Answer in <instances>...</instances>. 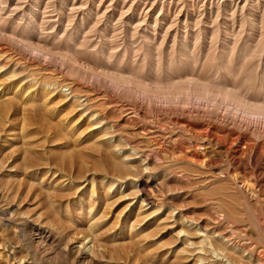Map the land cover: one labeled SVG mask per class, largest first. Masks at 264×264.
Returning <instances> with one entry per match:
<instances>
[{
	"label": "bare ground",
	"instance_id": "1",
	"mask_svg": "<svg viewBox=\"0 0 264 264\" xmlns=\"http://www.w3.org/2000/svg\"><path fill=\"white\" fill-rule=\"evenodd\" d=\"M203 1H206L207 3V0H189L187 1V7L185 6V2L183 0H171V3L169 4H159L156 0L152 1V4H150L148 0L144 3H136L133 0H124L122 3H119L115 0H112L111 3H108L107 0H102L101 2L98 1L100 4L98 3L99 5L97 7V10H99L101 6L104 7V5L108 3L109 5L105 7V9L108 12H114L117 10L120 16V21L124 22L129 29L128 35L125 39L122 37H118V35L104 36L106 43H110L112 46H116L118 48L124 45L126 47L125 54L121 59L117 60V64L115 66H112L110 63L107 65L97 66L96 64L98 63L89 62L88 60L80 58L78 54H76L77 51L75 50V52L74 48H70L68 45H49V41L43 40L29 41V39L27 40L21 38V36L16 34V30L9 31L3 25L0 26V37L2 39L8 38V40L16 42L31 50V54H29V56L25 58L24 64L26 65V68L28 70L27 73H30L29 77L35 79L33 83H30V86L28 85V88L23 89L24 91L19 92V90H16V92H11V89L8 90L4 86L5 84H3L1 79L9 75H12L13 78H19V75L22 73L17 74L15 70L4 72L2 71V68H0V129L1 131L2 129H5L7 133V129L13 128L14 125H16L14 122L19 118H21L23 121V124H20L21 129H27L26 131H28L30 127L37 125L36 123H38V125L41 124L40 127H42L41 131L39 130V128L38 130L36 129L37 131L33 129L35 132L32 130L34 141L26 140L23 145L21 144L22 148H20L19 151L22 152L24 158L26 156H30V158L35 159L39 162L38 164H34L33 162L26 161L24 166L22 165L23 168L21 170L23 179H20H22V182L18 181L19 177L14 175L12 180H10L7 186L4 187V202L6 203V209L4 211L5 217L10 216V219H13L15 213L19 215L23 214L24 216L26 214L31 217V220L40 223L41 226L38 225V235H42V228H45L49 230L50 233L53 232L55 235L63 238L62 240L67 241L68 243L71 239L77 241L76 238H74V235H77L80 228H85V230L88 231V235L82 236L83 243L81 242L82 244L78 247V245H75L74 242V245H71L70 248H68L71 251H76L75 253L77 254V256L76 254L75 256L77 258L75 262L73 261L74 264H98L97 262L99 253H104L108 248H113V251H116V254L112 255L111 258L109 257L110 261L106 263L101 262V264H264V248L257 247V245V248H253L252 245L250 246L249 244V246L252 248L251 250H249L250 248L248 249V247L245 246L240 252L238 249L241 246H235L236 243H233V236L236 230L234 231L232 229L231 232H227L228 230L226 229L220 230L217 222L218 220L212 218L210 219L208 217L209 215L207 216L206 214L208 213L207 211L205 213L209 218L207 220L198 219L197 221H195L197 219V217H195L194 220L185 223L183 226L181 225L180 221L179 225L182 227V229L178 225L181 230H179V232L177 233V239L179 240V246L182 249L178 248L179 246L177 245L173 246L174 243L171 240H165L164 234L171 225L170 223L172 222L171 219L173 215L171 216L167 212L168 215L165 214L166 216L164 217V214L161 211L162 207L159 206L160 204L158 202L161 197L158 198L154 194V190L153 194L155 196L152 195L153 188L151 187L152 184L150 178L148 180H145V174H148V171L150 169L148 168L150 166H148V164H145L142 160L143 157L147 156L146 152L141 150L142 147L139 148L137 146H134V144H132V146L129 143H127L123 148H119L118 146H115L113 144L114 139L119 138V136L117 135V137L113 138L107 132H105V127L111 125L110 129H119V132L120 129H122V132L125 134L126 139L128 140V137H134L137 133L140 132V130L147 129L146 124L145 126L144 124H139V119H146L148 114H154L158 119L168 121L173 126V128L176 127L182 130L189 129L190 131H186V134H191L190 132H197V130H200V133L198 134L199 136H197L196 133L194 134L195 137H197L195 140L191 138L187 139V136L185 138V135H182L180 133L177 134L176 132L170 133L169 135L163 137L162 135L158 136V134L157 136L160 139V143H157L154 149L150 148L152 149V156L155 162L164 159L166 160L165 162L167 165H170L171 163L180 165L188 163L197 167L198 170L199 168H206V174L204 176L207 182H213L216 180L218 181L222 178L234 180L236 176L234 177L233 174L237 173L238 175V173H245V158L248 160L247 163H249V165H255L257 167L260 156H264V70L261 73L252 72L251 75H246L244 64L246 60L243 62V60L245 59L243 58L242 60L239 59V62L236 65H233L232 63L224 64L223 72L217 70V72H215L213 75H208V71H205V61H202L201 63L200 61H198L199 57L204 54V60H210V58L216 59L218 58V56H224L226 58L228 56L227 54H230V56L227 58H229V60L232 62L235 59L234 55L236 53V49L242 42V37L246 35V31L240 30L237 32L234 30L235 27H233V30L227 29L228 31H226L225 38L221 41L219 40V38L218 40L220 41V44L217 46L212 43V37L207 36L208 34L203 31L205 34L203 36H205V38L209 37L210 42L208 41L209 44L207 43L205 45L202 50L205 52L201 55V49L199 48V37H203H201L199 33H193V31L179 33V28H184V26L188 25V18L195 16L196 14L199 15V11H201V9L205 6V4L203 5L202 3ZM208 1H210V6L215 5L218 7V13H220V8L223 9L221 5H227L231 7L235 5L236 9L241 8L242 11L245 10L246 6V4L242 6V0H226L228 2L225 4H221L222 0ZM252 1L253 0H251V2ZM0 4H4V2L1 1ZM84 4L86 7L88 6L92 10L97 5L96 0H84ZM44 7L46 6L44 5ZM256 8L257 7H255V9ZM32 9L29 11L27 17H29L30 19L41 17L43 20L48 21H44L47 24L51 23L50 20H53L58 16L53 15L54 11H43V8H41L39 2H35L34 8ZM60 12L62 13V11ZM157 13H159V16L157 15V17H155ZM247 14L249 13L247 12ZM80 15L82 16V14ZM184 16L185 21L183 22ZM249 16L251 27H249L250 30L247 32V37L249 40H254V42H261L264 39V14H261V16H259V12L256 9V11H253L252 14H249ZM73 17L75 16L73 15ZM241 17L243 18V15ZM65 18L67 20V16ZM233 21H235V19ZM0 22H3L4 24H15L14 22L12 23L7 19H0ZM217 23H219L218 20L215 24ZM226 24L227 23H225V25ZM235 24H237V22H235ZM235 24H233V26ZM207 25L208 24H206V26ZM173 30L176 31L175 34L172 33ZM77 32L80 36H83V38L90 37L89 33L83 34L84 32ZM66 33L67 28L63 30L62 36H64ZM215 34L217 35L218 33ZM74 46L79 45L76 44ZM128 48H131L133 52H131L130 56L128 54ZM141 52H143V54H141ZM166 52L168 53L166 56L167 58H169L166 67L164 69H159L157 71V74L155 75V72H152V68L150 66L151 70L146 74L144 71V64L146 63V60L149 58L152 63L154 61H163ZM1 53H3V55L0 57H4L5 59L11 58V56L4 51ZM176 54L178 55L177 58L175 57ZM116 55L112 56L111 58L113 59V57H116ZM188 56L192 58L191 63L193 64V66L190 65V60H187ZM47 59H55L60 61L61 67L59 68V70H68L70 73L75 74L77 77H79L81 81H83V83L78 81L73 82L71 80H69L71 82H69L68 80H60L52 85L49 84V82H44L45 80L43 82L39 79L37 80L36 76H41L42 71L44 70V65L42 64V62L37 63V61L43 60V63L46 64ZM175 59H177L176 65H174L175 63L173 62ZM109 61L111 62V60ZM163 72L166 73V78L161 77V74ZM20 77H23V75H20ZM257 79L259 82L257 81ZM23 81H21V83ZM94 84H96L97 86L100 84L103 86L111 85L112 87L118 89L117 91L119 94L125 96L131 94H140V96L143 95L147 97L148 101L146 100L147 102L145 106L140 103L141 105H136L135 108L131 107L132 109L130 110H124L123 106H117L118 103L115 102L114 99L116 98L114 96L110 97V94L106 99L107 93L103 92V90H101L100 88L94 87ZM64 87L68 88L66 90H68L69 94H65L63 90ZM184 94H187L188 97L197 102H206L210 106H208L204 110L200 109L193 111L181 109L177 111L176 107H173V105L177 104V100H180V97ZM99 100H102L103 102L107 101L106 106L113 110H119L118 108L120 107V111H124V114L120 112L121 115H119V117L117 118L115 117V114L114 116L111 114V118H113L114 120L116 119V121L110 122L109 124L107 119H110V116L109 118H106L105 115L94 105V103ZM143 100L144 99H142V101L140 102H144ZM222 106L233 108L234 110L240 112L242 115L232 118L221 115L218 110H221ZM61 108H64V110L62 109L63 111H61ZM65 110H67V114L64 115L63 112L66 113ZM21 119H19L18 122L21 123ZM161 123L162 122H160L159 124ZM159 124L157 125V127L159 126ZM44 127H46V129H43ZM19 128L20 127L18 126V129ZM154 128H152L153 132L157 130L156 129L154 131ZM161 128L162 127H160V129ZM166 130L168 131V129ZM28 134L31 133L28 132ZM149 135L147 134L146 136ZM29 136H27V138ZM22 139L25 140V138ZM121 139L119 138L118 140ZM5 142L7 143V140ZM22 142L23 141H21V143ZM59 142H64L63 145L61 144V147L63 149H73V155H75L74 159H77L76 161H71L69 165L66 163V165H68V168L66 169H64V167L63 169H59L58 165L51 166L50 163L41 162L40 152H42V154L43 152L45 153V151L47 150L46 145L56 144ZM12 147H14V145ZM6 148H8V146ZM168 150L170 151L168 152ZM55 151H57V149ZM14 153H17V155L19 156L20 152L18 153V151L15 150ZM46 154L48 156L49 152ZM162 154L164 155L162 156ZM214 154L218 155V158L222 157L225 159L227 169L219 167L220 169L214 171V167L216 165L213 162L215 160H213ZM98 157H100V159ZM16 158L18 159V157ZM16 158L14 159L16 160ZM47 159H49V157H47ZM18 161H22V157L21 160L19 158ZM138 164L142 167H138ZM155 165L153 167L156 168ZM0 166L2 169L3 166L1 164ZM193 166L192 168H195ZM253 166L252 168L254 169L255 166ZM174 167H176V165ZM11 169L13 170L14 167H12ZM152 169H150V171H152ZM254 170H257V168ZM256 172H253L252 175H255L254 173ZM172 173L173 175L170 173L171 177H174L175 174V176L177 175L176 177L183 178L184 169H179V171L175 172L172 171ZM194 174L196 173H193V175ZM257 174L258 173H256V175ZM194 176L191 177L195 179ZM164 178L166 179V177ZM6 179L3 180L5 181ZM252 180L250 181V183H248L250 184L247 187L248 193L245 190L244 193L249 194L250 197L253 196L254 199L256 197H259V195L261 194L262 198V184L258 179L253 181ZM159 181L162 182V180ZM228 184L230 185V183ZM165 185L166 184H164V188ZM166 193L167 192H165V194ZM167 197H169V195H167ZM183 198H186L185 193ZM165 201L166 200H164V202ZM171 201L169 200V202ZM190 204V207L192 208L194 204ZM230 205L232 206V204ZM238 207H240V205ZM233 216L237 217L236 215ZM180 217L182 218V216ZM173 218L176 217L174 216ZM169 219L171 220V222H169ZM229 224L230 223H228V225ZM262 224H264V222ZM1 228L3 229L0 230V232H2L0 233V264H56L60 260H45L44 257H47L46 255L43 257V259L40 255L39 258L41 259L38 262H35L34 259L29 258H27L29 260H26L24 257L19 256V251H16L19 243L16 248L9 246L11 249L8 247V244L10 243L9 241V243L7 242V246L5 245V227L3 226ZM229 230H231V228H229ZM237 233L238 232H236L235 234ZM242 234L244 235V233ZM79 241L82 240L79 239ZM77 242L76 244L79 243ZM40 244L41 243H39V245ZM59 244L60 243H58V245ZM54 247L56 250V246ZM51 250L53 249L51 248ZM64 252H67V250ZM62 255L64 256V254ZM61 257L62 256H60L59 258ZM102 257L104 258V256ZM104 259L106 260V258ZM62 260L64 261V258ZM72 260L70 259L69 261L71 262Z\"/></svg>",
	"mask_w": 264,
	"mask_h": 264
},
{
	"label": "rangeland",
	"instance_id": "2",
	"mask_svg": "<svg viewBox=\"0 0 264 264\" xmlns=\"http://www.w3.org/2000/svg\"><path fill=\"white\" fill-rule=\"evenodd\" d=\"M1 1L4 2V4H0V19H7L8 21L10 22H14L15 24H4L3 22H0V26H4L5 28H7V30L9 31H13V30H16V34H18L19 36H21V38H24V39H29V41H39V40H43V41H49V45H55V44H62V45H68L70 48H74V51L76 52V54H78V56L82 59H85V60H88L89 62H94V63H98L96 64L97 66H101V65H107V64H111L112 66H115L117 63V60L121 59L123 57V55L125 54V50H126V47L125 45L124 46H121V47H116V46H112L110 43H106L105 39H104V36L106 35H118V37H122V38H126L127 35H128V27L126 26V24L124 22H121L120 21V16L116 11L114 12H111V11H107L105 9V7H107L109 4L108 3H111L112 0H107L108 3H106L103 6L100 7L99 10H97V7L98 5L100 4L99 2H101L102 0H96V7L92 10L90 7H86L85 4H84V0H0V3ZM28 1V2H27ZM51 1V2H50ZM66 3H64V2ZM99 1V2H98ZM110 1V2H109ZM115 1H118L119 3H122L124 0H115ZM132 1V0H131ZM135 1L136 3H144L145 1L147 0H133ZM142 1V2H141ZM150 2V4H152V1H155V0H148ZM157 3L161 4V3H171V0H156ZM163 1V2H162ZM169 1V2H168ZM185 2V6L187 7L188 6V2L189 0H183ZM230 1V0H229ZM253 0L251 2V0H242V6L244 4H246L245 6V10L242 11L241 8L240 9H236V6L233 5L232 7L231 6H227V5H221V7L223 9L220 8V13H218V7L215 6H210V1L207 0V3L206 1H203V5L205 4V6L201 9V11H199V15L196 14L195 16H192L190 18H188V25L187 26H184V28L180 27L179 28V33L180 32H191L193 31V33H199L201 37L203 38H200V44H199V48L201 49V55L205 52V51H202L203 48L205 47V45L208 43L209 44V37H212L211 40L213 44H215V46L219 45L220 44V41L222 39L225 38V35H226V31L228 30H233V27H235V31H240V30H245L246 31V35L242 37V42L239 44L238 48L236 49V53H235V59L231 62L229 60V57L230 54H227L228 56L225 58L224 56H221L216 59H211L210 60H204V54L202 56L199 57V60L201 63L202 61H205V71H208V75H213L215 72H217V70L223 72V67H224V64H229V63H232L233 65H236L238 62H239V59H243V62L245 61V69H246V75H251V73H261L263 72L264 70V39L261 41V42H257L254 40H249L247 35H248V31L250 30L249 27H251V21L249 20L250 16L249 14H252L253 11H256V9L258 10L259 12V16H261V14H264V0ZM13 2V3H12ZM35 2H39L40 5H41V8H43L42 10L44 11H48V12H52L54 11L53 15L54 16H57L55 17V19L53 20H50V22L52 23H46L48 22L47 20H43L41 17H36V18H33V19H30L28 16L29 14V11L34 8V3ZM80 2V3H79ZM205 2V3H204ZM228 1L226 0H222L221 4H225L227 3ZM26 3V4H25ZM99 3V4H98ZM263 3V4H262ZM21 4V5H19ZM24 4V5H23ZM52 4V5H51ZM54 4V5H53ZM62 4V5H61ZM80 4V5H79ZM84 4V5H83ZM252 4V5H251ZM256 4V6H255ZM32 5V6H31ZM44 5L47 7H44ZM48 5V6H47ZM69 5V6H68ZM76 5V6H75ZM263 5V6H262ZM11 6V7H10ZM54 6V8H53ZM227 6V7H226ZM235 6V7H234ZM257 7L255 9V7ZM262 6V7H261ZM26 7V8H25ZM50 7V8H49ZM57 7H58V10H57ZM85 7V8H84ZM247 7V8H246ZM4 8V9H3ZM45 8V9H44ZM49 8V9H48ZM53 8V9H52ZM70 8V9H69ZM7 9V10H6ZM48 9V10H46ZM60 9V10H59ZM261 9V10H260ZM16 10V11H15ZM33 10V9H32ZM86 10V11H85ZM225 10V11H224ZM230 10V11H229ZM253 10V11H251ZM3 11V12H2ZM14 13H13V12ZM62 11V13L60 12ZM81 11V12H80ZM98 11V12H97ZM204 11V12H203ZM223 11V12H222ZM246 11V12H245ZM250 11V12H249ZM28 12V13H27ZM213 12V13H212ZM239 12V13H238ZM244 12V14H243ZM247 12L249 14H247ZM261 12V13H260ZM20 13V14H18ZM79 13V14H78ZM95 13V14H94ZM100 13V14H99ZM64 14V15H62ZM66 14V15H65ZM68 14V15H67ZM75 17H73V15ZM82 14V16L80 15ZM85 14V15H83ZM90 16H89V15ZM205 14V16H204ZM247 16H246V15ZM5 15V16H4ZM15 15V16H14ZM19 15V16H18ZM49 15H52V14H49ZM97 15V16H96ZM157 15L159 16V13H157L155 15V17H157ZM201 15V16H200ZM226 15V16H225ZM243 15V18L241 17ZM48 16V15H47ZM67 16V20H66V17ZM114 16V17H113ZM198 16V17H197ZM249 16V17H248ZM28 19H27V18ZM70 17V18H69ZM84 17V18H83ZM96 17V18H95ZM107 17V18H106ZM110 17V18H109ZM195 17V18H194ZM206 17V19H205ZM228 17V18H227ZM231 17V18H230ZM70 20H69V19ZM73 18V20H72ZM81 18V19H80ZM87 18V19H86ZM114 18V19H113ZM198 18V19H197ZM212 20H211V19ZM240 18V19H239ZM12 19V20H11ZM21 19V20H20ZM26 19V20H25ZM63 19V20H62ZM111 19V20H109ZM191 19V20H190ZM230 20V21H227V20ZM235 19V21H233ZM239 19V20H238ZM17 20V21H16ZM40 20V21H39ZM79 20V21H78ZM84 20V21H83ZM87 20V21H86ZM208 20V21H207ZM217 24H215L216 22ZM238 20V21H236ZM46 21V22H44ZM54 21V22H53ZM103 21V23H102ZM185 21V16L183 18V22ZM210 21V22H209ZM212 21V22H211ZM225 21V22H224ZM38 22V23H37ZM44 22V23H43ZM62 22V23H61ZM67 22V23H66ZM70 22V23H69ZM107 22V23H106ZM206 22V23H204ZM222 22V23H220ZM235 22H237V24H235ZM30 23V24H29ZM40 23V24H39ZM81 23V24H79ZM106 23V24H105ZM225 23H227L226 26ZM121 24V25H120ZM206 24H208L206 26ZM222 24V25H221ZM232 26H230V25ZM233 24H235L233 26ZM58 25V26H57ZM84 25V26H83ZM114 25V26H113ZM210 25V26H209ZM21 26V27H20ZM23 26V27H22ZM47 26V27H46ZM66 26V27H65ZM76 26V27H74ZM103 26V27H102ZM107 26V27H106ZM223 26V27H221ZM54 27V28H53ZM64 27V28H63ZM79 27V28H77ZM116 27V28H115ZM123 27V28H121ZM125 27V28H124ZM161 27V25H160ZM194 27V28H192ZM200 27V28H198ZM207 27V28H206ZM216 27V28H215ZM230 27V28H229ZM67 28V33L62 36V33H63V30ZM121 28V29H120ZM211 28V29H210ZM232 28V29H231ZM69 29V30H68ZM90 29V30H89ZM118 29V30H117ZM177 29V28H176ZM175 29V30H176ZM228 29V30H227ZM247 29V30H246ZM47 30V31H46ZM96 32H95V31ZM102 30V31H101ZM111 30V31H110ZM115 30V31H114ZM127 30V31H126ZM173 30V34L176 33V31ZM201 30V31H200ZM207 30V31H206ZM223 30V31H222ZM28 31V32H27ZM79 31L80 33H83V34H87L89 33V36L88 38H83V36H80L78 34ZM103 31H106V32H103ZM114 31V32H113ZM126 31V32H124ZM205 31L209 36L208 38H205V35L204 32ZM74 32V33H73ZM94 32V33H93ZM111 32V34H110ZM213 32V33H212ZM35 33V34H34ZM60 33V34H59ZM93 33V34H92ZM104 33V34H103ZM126 33V34H125ZM149 33V32H148ZM203 33V34H202ZM215 33H218L217 35ZM49 34V35H48ZM121 34V35H119ZM28 35V36H26ZM31 35V36H30ZM48 35V36H47ZM93 35V36H92ZM214 36V37H213ZM221 36V37H220ZM223 36V37H222ZM160 37V35H159ZM246 37V38H245ZM32 38V39H31ZM220 38V39H219ZM75 39V40H74ZM99 39V41H98ZM207 39V40H206ZM220 41H219V40ZM98 42H97V41ZM205 41V42H204ZM209 41V42H208ZM247 41V42H246ZM249 41H252V42H249ZM2 42V43H1ZM103 42V43H101ZM202 42V43H201ZM78 44L79 46H74ZM4 45V46H3ZM110 45V46H109ZM3 46V47H2ZM252 46V47H251ZM110 47V48H109ZM6 48V49H5ZM108 49V50H107ZM110 49V50H109ZM131 48H128V54L130 56L131 52H132V49L130 50ZM255 49V50H254ZM6 50V51H5ZM10 50V51H9ZM121 50V51H120ZM5 52L7 53L8 55L11 56V58H8V59H5L4 57H0V68H2V71L4 72H7V71H13L15 70V72H17V74L19 73H22L20 75H23V77H20L19 75V78H13L12 75H9L7 77H4L2 78V82L3 84H5L4 86L10 90L11 92H16V90H19V92H22L24 91L23 89H26L28 88V85L30 86V83H33L34 82V78L32 79L30 76V73L28 72L27 73V68H26V65L24 64V60L26 57L29 56V54H31V50L30 49H27L25 48L24 46L16 43V42H13L11 40H8V38H1L0 37V56L3 55V53L1 52ZM30 51V52H29ZM110 51V52H108ZM238 51V52H237ZM169 52V51H167ZM165 53V58L163 59V61H158V62H153L148 58L146 60V63L144 64V67H145V73L147 74L151 69H150V66L152 68V72H155V75L157 74V71L159 69H164L167 65V61L169 58H167V54L168 53ZM12 53V54H11ZM22 53V54H21ZM133 53V52H132ZM250 53V54H249ZM14 54V55H13ZM24 54V56H23ZM117 54V55H116ZM141 54H143V52H141ZM17 55V56H16ZM27 55V56H26ZM116 55V57H113V59L111 58L112 56ZM256 56V57H255ZM176 58L178 57V55L176 54L175 56ZM173 57V58H175ZM247 57V58H246ZM19 58V59H17ZM130 58V57H129ZM11 59V60H10ZM42 59H45V58H42ZM225 59V60H224ZM111 60V62L109 61ZM187 60H190L187 61L190 63L191 66H193V64L191 63L192 61V58H190L188 56V59ZM222 60V61H221ZM4 61V62H3ZM23 62V63H22ZM42 62V64L44 65V70L42 71V75L41 76H36V79L40 80V81H44L46 83L49 82V84H52L54 85L56 82L58 81H62V80H71V81H78V82H81L83 83V81H81V79L79 77H77L75 74H72L70 73L68 70H59V68L61 67V64H60V61L58 60H49L47 59V63L44 64L43 63V60H38L37 63H40ZM50 62V63H49ZM59 62V63H58ZM174 65H176L177 63V59H175L173 61ZM15 63V64H13ZM21 65H20V64ZM151 63V64H150ZM2 64V65H1ZM47 65V66H46ZM60 65V66H59ZM10 66V67H9ZM21 66V67H20ZM189 66V67H191ZM93 67V66H92ZM7 68V69H6ZM19 68V69H18ZM18 69V70H17ZM54 69V70H53ZM21 70V71H20ZM100 70V69H99ZM248 70V71H247ZM20 71V72H19ZM48 71V72H47ZM54 71V72H53ZM196 71V70H195ZM198 71V70H197ZM51 73V74H49ZM197 73V72H196ZM26 74V75H25ZM47 75V76H46ZM50 75V76H49ZM60 75V76H59ZM162 78H166L167 75L166 73H162L161 74ZM12 76V77H11ZM57 76H58V79H57ZM25 77V79H24ZM12 78V79H11ZM21 78V80H20ZM48 78V79H47ZM61 78V79H60ZM24 79V81H23ZM33 80V81H32ZM80 80V81H79ZM8 81V82H7ZM10 81V82H9ZM12 81V83H11ZM21 81H23L21 83ZM30 81V82H29ZM32 81V82H31ZM69 81V82H71ZM258 81V79H257ZM259 82V81H258ZM19 83V84H18ZM29 83V84H27ZM257 83V82H256ZM13 85V86H12ZM16 85V86H15ZM19 88H18V87ZM21 86V88H20ZM94 87L96 88H100L101 90H103V92H106L107 93V97L106 99L109 97H112L114 96L116 99L115 102H117V106H123V109L124 110H130L132 109L131 107L135 108V106H139V105H146V102L148 101V98L141 95L140 94H134V95H122V94H119L118 93V89L117 88H114L112 87L111 85H107V86H103V85H96L94 84L93 85ZM11 87V88H10ZM22 87H25V88H22ZM110 87V88H109ZM17 88V89H16ZM68 88H63L65 94H69L68 90H66ZM115 92H114V91ZM67 91V92H66ZM109 92V93H108ZM119 96V97H118ZM122 97V98H121ZM138 98V99H137ZM140 98V99H139ZM142 99H144L143 101L144 102H140L142 101ZM110 100V99H108ZM147 100V101H146ZM125 102V103H124ZM131 102V103H130ZM121 103V104H120ZM141 103V104H140ZM177 104H174L173 107H176L177 111L179 110H193V111H196V110H204L205 108H207L208 105L206 102H202V101H195L193 100L192 98L188 97L187 94H184L180 97V100H177L176 102ZM107 104V101H102V100H99V101H96V103H94L95 107L97 109H99L104 115L106 118H109L110 116V119H107V121L109 122H114L116 121V119L114 120L112 117V115L114 116L115 114V117H119L120 112H122V114H124V111H120L121 108L119 107L118 109L119 110H113L111 108H108L106 106ZM123 104V105H122ZM127 105V106H126ZM130 105V106H129ZM203 106V107H202ZM206 106V107H205ZM104 107V109H103ZM126 109H125V108ZM128 107V108H127ZM201 107V108H200ZM188 108V109H187ZM64 108H61V111H63ZM111 109V110H110ZM105 110V111H104ZM64 115L67 114V110H65ZM218 112L221 114V115H224L226 117H238V116H241L242 114L236 110H234L233 108H230V107H223L221 108V110H218ZM112 114V115H111ZM107 115V116H106ZM154 114H148V116L146 117V119H139V124H146V127L147 129H142L140 130L138 134V137H137V134L134 136V137H128L129 139L127 140L126 139V136L125 134L122 132L123 130L120 129V132L118 131L119 129H110L111 125L110 126H106L105 127V132H107L110 136H112L113 138L114 137H117V135L119 136V138H123L121 140H118L119 138L117 139H114V145L115 146H118L119 148H123L124 146H126L127 143L129 144H134V146H137L139 148H141L142 151L146 152V155L145 157L142 158V160L144 161L145 164H148V168L152 169V171H150L149 169V173L148 174H145L146 178L145 180H148L150 178V181H151V184H152V195H156L158 198L161 197V199H159V206L162 207L161 211L163 212L164 214V217L166 215H168V213L172 216V223L171 220L169 222H171L168 230L166 231V233L164 234V238L165 240H168V241H172L174 244L173 246L177 245L179 246V240L177 239V233L179 232V230L182 229V227L179 225L180 224V221H181V225L183 226L185 223L191 221V220H194L195 217H197V219L195 221H197L198 219L200 220H204V219H216L218 220V226L220 228V230H228L227 232H231L232 229L236 232H238L237 234L234 233V236H233V240L234 242L233 243H236L235 246H238L240 247L238 250L241 252L243 249V247L247 246L249 250H251L252 248L250 247L252 245V247L254 248H257V247H261V248H264V224H262L264 221V156H260V158L263 160H261L259 158V165L257 163V167L253 166V165H249L248 160L245 158L244 160V165L246 166V171L245 173H235L233 174V176L236 178H234V180H231V179H228V178H222L221 180H216V181H213V182H207L206 178H205V174H206V168H198L193 166V165H190L188 163H184V164H174V163H171L169 166L166 164V160L162 159L161 161H157L155 162V160L153 159V156H152V149H154L156 147V144L157 143H160V139L158 138V136L162 135L163 136H167L169 135L170 133H177V134H182V135H185L184 137L186 138L187 136V139H193L195 140L197 137H195V133L197 136H199L198 134L200 133V130L197 132L196 131H193V132H190L191 134H186L185 132L188 131L189 129H179V128H176L168 122V121H164V120H161V119H158L155 115L153 116ZM114 117V118H115ZM151 118V119H149ZM153 118V120H152ZM156 118V119H155ZM21 119V118H19ZM16 120L14 123L17 125H14L13 128H10V129H7V133H6V130L5 129H0V164L3 166L2 169H1V166H0V173L1 174H4V175H1L0 174V228L1 227H5V232H4V235H5V238H6V243L5 245L7 246L8 244V247H13V248H16V246H18V243H19V246L18 248H16V251H19L18 254L19 256L21 257H24L26 260H29V259H34L35 262H38L40 261L41 257L43 259V257L46 255L47 257H44L45 260H50V259H55V260H59L58 263L56 264H74L75 260H76V256L77 254L75 253L76 251H71L70 249V246L71 245H74V242H75V245H81L83 243V237L82 236H85V235H88V231L85 230V228H80V230L78 231L77 235H74L76 238L77 241H75L74 239H71L70 242L68 243L67 241H64L62 240L63 238L61 237H58L57 235H55L53 232L50 233L49 230L45 229V228H42V235H38L37 231L39 229L38 225H40V223H37V221H34V220H31V217L26 215L25 216L22 214V215H19L17 213H15L13 219L11 218L10 219V216H4V211L6 209V203L4 202V187L7 186V184L9 183L10 180H12L13 176L16 175L18 178V181L22 182L21 180L23 179V175L21 173V170L25 164V162H33L34 164H38L39 161H36L35 159H32L30 158V156H26L24 158V155L22 154L21 151H19L20 148H22V145L23 143L27 140V141H34L33 139V131L34 130H39L41 131L42 130V127L41 124L38 125V123H36L37 125L33 126V127H30V129H28V131H26L27 129H21V125L23 124V121L22 119L19 121ZM242 119V118H241ZM144 120V121H143ZM150 120V121H149ZM161 120V121H160ZM244 120V119H243ZM245 121V120H244ZM152 122V123H151ZM154 122V123H153ZM160 122H162L161 124H159ZM19 123V125H18ZM151 123V124H150ZM169 123V125H168ZM21 124V125H20ZM153 124V125H152ZM159 124L160 127H162L160 129V127L157 125ZM163 124V125H162ZM165 124V125H164ZM167 124V125H166ZM152 125V126H151ZM18 126L20 127L18 129ZM45 126V125H44ZM169 126V127H168ZM16 127V129H15ZM113 127V126H112ZM149 127V128H148ZM156 127V128H154ZM165 127V128H164ZM32 128V129H31ZM108 128V129H107ZM154 128V131L153 132V129ZM170 128V129H169ZM34 129V130H33ZM43 129H46V127H44ZM168 129V131L166 130ZM173 129V130H172ZM4 130V131H3ZM9 130V131H8ZM33 130V131H32ZM36 130V131H37ZM145 130V131H144ZM151 132H150V131ZM176 130V131H175ZM179 130V131H178ZM182 130V131H181ZM185 130V131H184ZM31 131V132H30ZM118 131V132H117ZM149 131V132H148ZM164 131V132H163ZM166 131V132H165ZM173 131V132H172ZM184 131V132H183ZM190 131V130H189ZM188 131V132H189ZM192 131V130H191ZM5 132V133H4ZM27 132V133H26ZM31 133V134H28ZM35 132V131H34ZM110 132V133H109ZM144 134H143V133ZM168 132V133H167ZM184 134H183V133ZM3 133H4V137H3ZM26 133V134H25ZM112 133V134H111ZM142 135H141V134ZM157 133V134H156ZM162 133V134H161ZM193 133V135H192ZM2 134V135H1ZM25 134V135H24ZM149 135V136H146V135ZM159 134V135H158ZM31 137H30V136ZM140 135V136H139ZM154 135V136H153ZM157 137H156V136ZM192 135V136H191ZM6 136V137H5ZM24 136V137H23ZM27 136H29L27 138ZM154 138H153V137ZM190 136V137H189ZM195 138H194V137ZM9 137V138H8ZM25 138V140H23L22 138ZM143 137V138H142ZM3 138V139H2ZM141 139V140H140ZM146 142H145V140ZM159 139V140H158ZM7 140V143L5 142ZM12 142H11V141ZM143 140V141H142ZM4 141V142H3ZM21 141H23L21 143ZM118 141V142H117ZM142 141V142H141ZM152 141V142H151ZM116 142V143H115ZM151 142V143H150ZM5 143V144H4ZM12 143V144H11ZM64 142H59V143H56V144H49V145H46V151L45 153L43 152H40L41 153V162L43 163H50L51 166H56L58 165V168L59 169H66L68 168V165L71 161H76L77 159H74L75 155L74 154V151L73 149H63L61 147V144L63 145ZM2 144V145H1ZM22 144V145H21ZM149 144V145H148ZM6 145V146H5ZM14 145V147H12ZM16 145V146H15ZM53 145V146H51ZM56 145V146H55ZM8 146V148H6ZM49 146V147H48ZM59 146V147H58ZM133 146V145H132ZM152 146V147H150ZM53 150H49V149ZM152 148V149H150ZM6 149V150H5ZM18 149V150H17ZM57 149V151H60V152H57L55 151ZM2 150V151H1ZM18 151L19 153V156L17 155V153H14V151ZM65 150V151H64ZM150 151V152H147V151ZM43 151V150H41ZM170 150H168L169 152ZM48 156L46 153H48ZM53 152V154H52ZM2 153V154H1ZM14 153V154H13ZM150 155H148V154ZM3 155V156H2ZM7 155V156H6ZM16 155V156H15ZM23 155V156H22ZM164 154H162L163 156ZM214 154L213 156V162L215 165L214 167V171H217L218 169L220 168H224V169H227V164H226V161L224 158L222 157H219L218 158V155ZM13 156V157H12ZM44 156V158H43ZM52 156V157H51ZM65 156V157H64ZM99 156V155H98ZM151 156V157H150ZM18 157V159L16 158ZM21 157H22V161H18L19 158L21 160ZM47 157H49V159H47ZM148 157V158H147ZM13 158V159H12ZM16 158V160L14 159ZM27 158V159H26ZM66 158V159H65ZM100 159V157H98ZM217 158V160H216ZM46 159V160H45ZM52 159V160H51ZM44 160V161H43ZM148 160V162H147ZM154 160V161H153ZM47 161V162H45ZM50 161V162H49ZM223 161V163H222ZM17 162V163H16ZM23 162V163H22ZM225 162V164H224ZM246 162V163H245ZM262 162V163H261ZM16 163V164H15ZM53 163V164H52ZM66 163L68 165H66ZM153 163V165H152ZM219 163V164H218ZM150 164V165H149ZM156 164V165H155ZM186 164V165H185ZM8 165V166H7ZM14 165V166H13ZM23 165V166H22ZM62 165V166H61ZM65 165V166H64ZM137 165V164H136ZM156 166L153 167V166ZM176 165V167H174ZM179 165V166H178ZM189 165V166H187ZM219 165V166H218ZM222 165V166H221ZM226 165V166H225ZM165 166V167H164ZM195 167V168H192ZM252 166L254 167V169L257 168V170H254L252 168ZM259 166V167H258ZM14 167V169L12 170L11 168ZM138 167H142L141 165L138 164ZM170 167V168H169ZM172 167V168H171ZM182 167V168H181ZM220 167V168H219ZM251 167V168H249ZM16 168V169H15ZM159 168V169H158ZM178 168V169H177ZM247 168H248V171H247ZM141 169V168H140ZM180 170H183L184 169V176L183 178L182 177H176L175 174H174V177H171V174L173 175L172 171L175 172V171H179ZM194 169V170H193ZM251 169V170H250ZM155 172H154V171ZM158 170V171H157ZM208 170V168H207ZM4 171V172H2ZM160 171V172H159ZM162 171V172H161ZM257 171V172H256ZM259 171V172H258ZM263 171V172H262ZM253 172H256L258 173L256 175V173H254L255 175H252ZM21 173V174H20ZM154 173V174H153ZM164 173V174H163ZM171 173V174H170ZM190 173V174H188ZM193 173H196L193 175ZM7 174V176H6ZM19 174V176H18ZM153 174V175H152ZM168 174V175H167ZM187 174V175H185ZM246 174V175H245ZM247 174H250V175H247ZM261 174V175H260ZM158 175V176H157ZM190 175V176H189ZM198 175V176H197ZM9 176V177H8ZM12 176V177H11ZM153 176V177H152ZM166 177V179L164 177ZM191 176H194L195 179ZM188 177V178H187ZM191 177V178H189ZM200 179H199V178ZM255 177V178H254ZM7 178V179H6ZM10 178V179H8ZM22 178V179H20ZM159 178V179H158ZM176 178V180H175ZM202 178V179H201ZM256 180L258 179L260 181V183L262 184L261 186V192H262V198H261V194L259 195V197H256L254 199V197H250L248 193V186L250 184V181L252 180ZM3 179H6L5 181ZM180 181H179V180ZM186 179V180H185ZM191 179V181H190ZM236 179V181H235ZM251 179V180H250ZM156 180V181H155ZM159 180H162L159 181ZM172 180V181H171ZM189 180V181H188ZM195 182H194V181ZM242 180V181H241ZM252 180V181H253ZM7 181V183H6ZM155 181V182H154ZM175 181V182H173ZM245 181V182H244ZM5 182V183H3ZM183 182V183H182ZM204 182V183H203ZM235 182V183H234ZM236 182H237V185H240V186H237L236 185ZM165 185V188H164V184ZM189 183V184H188ZM207 183V184H206ZM217 183V184H216ZM230 183V185L228 184ZM159 184V185H158ZM200 184V185H199ZM233 184V186H232ZM163 185V186H162ZM169 185V186H168ZM192 185V186H191ZM194 185V186H193ZM202 186V187H201ZM208 186V187H207ZM3 187V188H2ZM159 187V188H158ZM167 187V188H166ZM199 187V188H198ZM215 187V188H213ZM218 187V188H217ZM237 187V188H235ZM188 188V189H187ZM202 188V189H201ZM235 188V189H233ZM161 189V190H160ZM169 189V190H168ZM174 189V190H172ZM199 189V190H198ZM239 189V190H238ZM157 192V193H155ZM159 190V191H158ZM164 190V191H163ZM193 190V191H192ZM196 190V191H195ZM221 192H219V191ZM243 190V191H242ZM247 191V193H244L245 191ZM162 191V193H161ZM170 193H169V192ZM172 191V192H171ZM180 191V192H178ZM189 191V192H188ZM223 191H224V194L226 192V194L224 195L223 194ZM240 191V192H239ZM3 192V193H2ZM154 192V194H153ZM160 192V193H159ZM164 192V193H163ZM165 192H167L165 194ZM188 192V193H187ZM197 192V193H196ZM174 193V194H173ZM183 193V194H182ZM184 193L186 195V198H183L184 197ZM193 193V195H192ZM216 193V194H215ZM220 193V194H219ZM228 193V194H227ZM243 193V194H242ZM172 194V195H171ZM179 194V195H178ZM154 195V196H155ZM164 195V197H163ZM167 195H169V197H167ZM171 197V198H170ZM192 197V198H190ZM220 197V198H219ZM254 199H250V198ZM163 198V199H162ZM168 200H167V199ZM247 198V200H246ZM249 198V199H248ZM259 198V199H258ZM186 199V200H185ZM164 200H166L164 202ZM169 200L171 202H169ZM228 200V201H227ZM231 200V201H229ZM249 200V201H248ZM261 200V201H260ZM163 201V202H162ZM168 201V202H167ZM181 201V202H180ZM184 201V202H183ZM235 201V203H234ZM238 201V202H237ZM257 201V202H256ZM263 201V202H262ZM173 202V203H172ZM189 202V203H188ZM207 202V203H206ZM213 202V203H212ZM230 202V203H229ZM232 202V203H231ZM259 202V203H258ZM192 203V208L190 207ZM220 203V204H218ZM168 204V206H167ZM173 204V205H172ZM177 207H176V205ZM190 204V205H189ZM206 204V205H205ZM232 204V206L230 205ZM189 205V206H188ZM196 205V207H195ZM213 205V206H212ZM240 205V207H238ZM202 206V207H201ZM210 206V207H209ZM231 208H230V207ZM184 207V208H183ZM186 207V208H185ZM205 209H204V208ZM207 207V208H206ZM214 207V208H213ZM221 207V208H220ZM228 207V208H227ZM234 207V208H232ZM180 208H181V211H180ZM216 208V209H215ZM188 209V210H187ZM193 209V211H192ZM229 211H227V210ZM237 209V210H236ZM169 210V211H168ZM186 210V211H185ZM239 210V211H238ZM242 210V211H241ZM171 211V212H170ZM184 211V212H183ZM206 211L208 213H206ZM224 211V213H223ZM168 212V213H167ZM178 212V213H177ZM192 212V213H190ZM203 212V213H202ZM215 212V213H214ZM222 212V213H221ZM244 214H240V213ZM174 213V214H173ZM180 213V214H179ZM207 217L206 216V214ZM29 214V213H28ZM166 214V215H165ZM176 214V215H175ZM187 214V215H186ZM184 215V216H183ZM189 215V216H188ZM214 215V216H213ZM233 215H236L237 217H234ZM242 215V216H240ZM176 217V218H173V217ZM182 216V218L180 217ZM200 218H199V217ZM240 216V217H239ZM22 217V218H21ZM25 217V218H24ZM193 217V219H192ZM206 217V218H205ZM220 217V218H219ZM233 217V218H232ZM181 220H179V219ZM191 218V219H189ZM203 218V219H201ZM175 219V220H174ZM184 219V220H183ZM20 220V221H19ZM31 220V221H29ZM23 221V222H22ZM25 221V222H24ZM220 221V223H219ZM262 221V222H261ZM20 222V223H19ZM33 222V223H32ZM35 222V223H34ZM28 223V224H27ZM31 223V224H30ZM228 223H230L228 225ZM233 225H232V224ZM262 225H261V224ZM11 224V225H10ZM174 224V225H173ZM227 224V226H226ZM181 229H180V227ZM225 225V226H224ZM30 226V227H29ZM41 226V225H40ZM263 226V227H262ZM12 227V228H11ZM14 228V229H13ZM17 228V229H16ZM37 228V229H36ZM178 228V229H177ZM229 228H231V230H229ZM237 228V229H236ZM3 228H1L0 230H2ZM16 229V230H15ZM83 229V230H82ZM176 229V230H175ZM45 230V231H44ZM173 230V231H172ZM175 230V231H174ZM247 230V231H246ZM250 231V232H249ZM249 232V233H248ZM2 233V232H0ZM241 233V234H240ZM244 233V235L242 234ZM253 233V234H252ZM7 234V235H6ZM12 234V235H11ZM168 234V235H167ZM173 234V235H172ZM246 234H251V235H246ZM23 235V236H22ZM52 235V236H51ZM80 235V236H79ZM172 235V236H171ZM57 238H56V237ZM79 238H78V237ZM252 236V237H251ZM254 236V237H253ZM47 237V238H46ZM73 237V236H72ZM82 237V238H80ZM173 237V238H172ZM46 238V239H44ZM57 240H55V239ZM59 238V239H58ZM78 238V239H77ZM170 238V239H168ZM11 239V240H9ZM79 239H81L82 241H79ZM17 240V242H16ZM42 240V241H41ZM62 240V241H60ZM177 240V241H176ZM247 240V241H246ZM9 241V242H8ZM13 243H12V242ZM34 243H33V242ZM56 241V242H54ZM64 241V243H63ZM242 241V242H241ZM245 241V242H244ZM8 242V243H7ZM43 242V243H42ZM45 242V243H44ZM62 242V243H61ZM76 242L78 244H76ZM82 242V243H81ZM12 243V244H11ZM39 243H41L39 245ZM54 243V244H53ZM56 243V244H55ZM58 243H60L58 245ZM73 243V244H72ZM15 244V245H13ZM17 244V245H16ZM70 244V245H69ZM250 244V246H249ZM13 245V246H12ZM28 245V246H27ZM31 245V246H30ZM34 245V246H33ZM36 245V246H35ZM39 245V246H38ZM58 245V247H57ZM255 245V246H253ZM257 245V247H256ZM56 246V250L60 253H58L56 250H55V247ZM9 247V248H10ZM25 247V248H24ZM38 249H37V248ZM61 247V248H60ZM8 248V250H9ZM23 248V249H22ZM51 248L53 250H51ZM59 248V249H58ZM178 248H181L180 246ZM11 249V248H10ZM112 249V250H111ZM182 249V248H181ZM50 250V251H49ZM67 252H64L66 251ZM110 250V251H109ZM114 249L113 248H108L104 253L102 252L101 254L99 253L98 255V264H101V262L103 263H106L108 261H110V258L112 255L116 254V251H113ZM23 251V252H22ZM64 254V257L62 254ZM71 251V252H70ZM34 252V253H33ZM70 252V254H69ZM73 252V253H72ZM33 253V255H32ZM39 255H38V254ZM68 255H67V254ZM110 253V254H109ZM23 256H22V255ZM49 254V256H48ZM56 254V255H55ZM76 254V256H75ZM103 254V255H102ZM25 255V256H24ZM52 256V257H51ZM60 256H62L61 258L63 259L64 258V261L59 258ZM69 256V257H68ZM104 256V258H106V260L102 257ZM68 257V258H67ZM74 257V258H73ZM102 257V258H100ZM110 257V258H109ZM29 258V259H27ZM39 259V260H38ZM72 260L71 262L69 260ZM100 260V261H99ZM68 261V262H67ZM74 261V262H73ZM105 261V262H104ZM102 263V264H103Z\"/></svg>",
	"mask_w": 264,
	"mask_h": 264
}]
</instances>
